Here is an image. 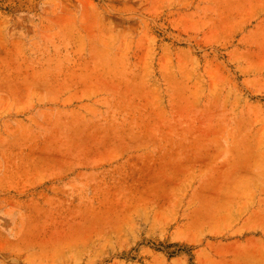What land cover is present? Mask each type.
Here are the masks:
<instances>
[{
	"label": "rangeland",
	"instance_id": "1",
	"mask_svg": "<svg viewBox=\"0 0 264 264\" xmlns=\"http://www.w3.org/2000/svg\"><path fill=\"white\" fill-rule=\"evenodd\" d=\"M0 264H264V0H0Z\"/></svg>",
	"mask_w": 264,
	"mask_h": 264
},
{
	"label": "bare ground",
	"instance_id": "2",
	"mask_svg": "<svg viewBox=\"0 0 264 264\" xmlns=\"http://www.w3.org/2000/svg\"><path fill=\"white\" fill-rule=\"evenodd\" d=\"M253 8V7H252ZM254 9V8H253ZM250 14H252V13H250Z\"/></svg>",
	"mask_w": 264,
	"mask_h": 264
}]
</instances>
